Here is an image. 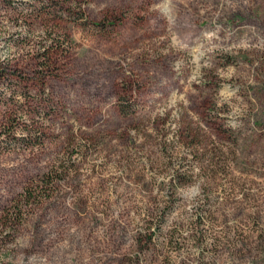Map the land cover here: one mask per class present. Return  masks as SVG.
Returning a JSON list of instances; mask_svg holds the SVG:
<instances>
[{
    "label": "rangeland",
    "instance_id": "obj_1",
    "mask_svg": "<svg viewBox=\"0 0 264 264\" xmlns=\"http://www.w3.org/2000/svg\"><path fill=\"white\" fill-rule=\"evenodd\" d=\"M0 62V264H264V0H0Z\"/></svg>",
    "mask_w": 264,
    "mask_h": 264
},
{
    "label": "trees",
    "instance_id": "obj_2",
    "mask_svg": "<svg viewBox=\"0 0 264 264\" xmlns=\"http://www.w3.org/2000/svg\"><path fill=\"white\" fill-rule=\"evenodd\" d=\"M57 10L58 11L59 10H62V7L59 6ZM44 11L45 10H43V9H41V10L40 9H36V8L33 9V13L35 15H40L42 13L45 14ZM54 11H56V10L55 9H52V11L50 13H53ZM57 48L58 47H56V46H54V47L51 46V47H48V48H45L44 49L43 55L46 54V59H45L46 61L44 62L45 65L42 67V69L44 68L47 71L48 70H52V69H50V68H52L50 66H53L54 67V65H49L48 62L52 64L51 58H52V55L56 53ZM6 69H7L6 64H3L2 62H0V79H2V77L4 76V74H6ZM44 85H45V81L43 79H41V78L38 81H35V82L32 79L23 81L22 79L17 78L16 79V86L13 88L12 94L13 93H15V94L17 93L18 95H21L22 96V94H24V92L27 91L29 88H33L35 86H38L39 88H41ZM15 88H18V89H15ZM32 101L33 100H29L27 104H25L24 106H22L23 105L22 101L17 100V103L19 105V106H17V108H21V110H23L25 108V110H26L27 113H31L32 112V109H34L32 107V103H33ZM45 104H46L45 105L46 107L53 108L52 103L46 102ZM34 105H36V104L34 103ZM22 107H23V109H22ZM128 108H129L128 105H123L121 103V105H120V111H121V113L127 112ZM8 137H10L11 139H13V143H14L15 146H19V147H25V146H28V145H31V144L34 145L36 143L41 142V139L43 138L42 134H39L38 133V128L35 130V134H33V135L29 134L27 136H23V135L15 136L14 134L13 135H10L9 134ZM29 140H34V141H29ZM50 178L51 177L48 176V174H44L40 178L42 180V185L41 186L42 187L43 186L46 187L45 188L46 190H51L50 185H49V183L51 182V179ZM38 186H39L38 183L37 184H34L32 181L29 182V183H27V185H26V187H25V189L23 191V194L19 198L16 206L18 208H21V204L26 203V202H30V200H35L37 198H40L39 196H45V195H47V194H42V195L40 194L39 195V194L34 193L35 189ZM20 210L21 209H17L16 211H17L18 214L16 213V211H14L15 212L14 214H16L17 216H19ZM150 240H151L150 234H147V232H144L143 234L139 235L136 243L138 245H140L139 246L140 248H142V247H144V244L147 241H150Z\"/></svg>",
    "mask_w": 264,
    "mask_h": 264
}]
</instances>
